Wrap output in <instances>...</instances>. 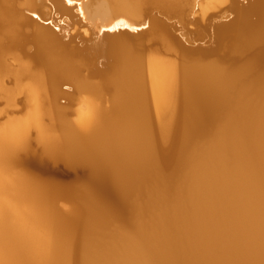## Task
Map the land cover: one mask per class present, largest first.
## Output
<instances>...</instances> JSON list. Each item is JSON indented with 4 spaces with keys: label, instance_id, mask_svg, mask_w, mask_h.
<instances>
[{
    "label": "bare ground",
    "instance_id": "6f19581e",
    "mask_svg": "<svg viewBox=\"0 0 264 264\" xmlns=\"http://www.w3.org/2000/svg\"><path fill=\"white\" fill-rule=\"evenodd\" d=\"M241 5L0 0V264H264V0L223 31Z\"/></svg>",
    "mask_w": 264,
    "mask_h": 264
},
{
    "label": "water",
    "instance_id": "95a60500",
    "mask_svg": "<svg viewBox=\"0 0 264 264\" xmlns=\"http://www.w3.org/2000/svg\"><path fill=\"white\" fill-rule=\"evenodd\" d=\"M252 2H253V0H241V4H242L241 8H243L242 11L238 9L236 11V13H232V14L228 13L226 16H224L222 18V20L224 22H227V23H230V24L232 23V24L229 25L228 27H225L223 29V31L225 29H227V28H230V29L235 28V26L237 24H239V22H240L239 20H241V16L243 15V13L246 12V10L251 7ZM26 13H27V15L33 16L35 19H38L40 22H42L45 25H51L55 31L61 33V30H60L59 26H57L54 23H52L51 19H43L41 17V15L33 13L31 11H28V10L26 11ZM166 20H167V22H169L168 20H171V19H166ZM233 25H234V27H232ZM137 33H138V35L136 36L137 37V39H136L137 46L139 44H142V45H145V47H148L150 44L154 43L153 41H154L156 33L152 29L150 24L138 27L137 30H136V34ZM64 39L68 40L69 37L65 35ZM184 43L187 44V45H191L189 42H187L185 40H184ZM205 46L206 47H204V48L206 50H212V49L213 50H217V53H220L222 51L221 46L218 47L217 43H214V44L207 43ZM193 50H195V49H193ZM192 52L196 53L195 51H192ZM229 54L230 53H227V54H224V55L221 54V53L219 54V56H218V59H219L218 63H220L219 66L222 65L221 67L224 68V66L226 64L225 62L230 57ZM61 90L63 91L64 95L61 96L60 98H58L57 104L60 105L61 107L67 108L68 109V113L70 114L71 107L73 105H75V102L74 101L72 102V98L77 94L76 86L73 85V84H66V83L64 84L63 83V84H61ZM48 167H49V173L47 175L49 176V178H54L55 177V178H63L64 179V177L72 178V176H73V173L71 171L66 170L63 167V165H61V164L55 165L53 163V164H49Z\"/></svg>",
    "mask_w": 264,
    "mask_h": 264
},
{
    "label": "rangeland",
    "instance_id": "374dc122",
    "mask_svg": "<svg viewBox=\"0 0 264 264\" xmlns=\"http://www.w3.org/2000/svg\"><path fill=\"white\" fill-rule=\"evenodd\" d=\"M199 11V10H198ZM198 11H196L193 15H191L190 17L191 18H197V19H199L200 17H199V14H198ZM216 11H218V9H214V10H212V12H216ZM197 13V14H196ZM228 14V13H227ZM252 19H253V21L256 19V17L255 16H253L252 17ZM170 23H173V22H175V20L173 21V19H171V20H168ZM200 22V21H199ZM201 23V22H200ZM176 25H179L178 23L176 24ZM188 28L189 29H191V30H195L196 29V22L195 21H193V22H191L189 25H188ZM79 32H81V33H83V34H85L86 36H89L90 35V31L87 29V31L85 30V24H82V26L80 25V23H75V24H73L71 27H70V34L71 35H76V34H78ZM184 37H188V35L186 34V35H184ZM207 40V39H206ZM214 58V57H213ZM213 58H211V59H213ZM215 58H217L218 59V57H215ZM231 62L233 61V62H236L237 60L236 59H234V60H230ZM229 61V62H230ZM230 62V63H231ZM236 63H238V62H236ZM86 100V101H85ZM87 101H88V99L87 98H84L83 100H82V102L79 104L78 102L77 103H75V105H73L72 107H71V109H70V114L68 115V117H69V119L71 120V121H73L74 123H77V116H78V110H82V109H85V108H87L88 106L87 105H89V103H87ZM106 104H107V102H106ZM21 105V106H20ZM20 105H18V106H14L13 108H12V112H11V115L12 116H23L24 115V109L22 108L24 105H22V104H20ZM4 106V104H0V108L1 107H3ZM80 108V109H79ZM76 119V120H75ZM45 122L46 123H50L49 122V119H46L45 120ZM209 127H211V126H209ZM211 133H213V130L210 132V134ZM207 134H209V133H207ZM206 135L205 137H200L199 136V140H201V141H206V140H208L210 137H212L213 135ZM33 139L35 140V135L33 136ZM198 139V138H197ZM196 139V140H197ZM51 164V163H50ZM53 164V163H52ZM61 165H63V167H64V164H61ZM49 164H47L46 166H45V168H44V172H45V174L46 173H49V171L47 172V170H49ZM66 170H68V171H71L72 173H73V176H72V178H66V177H64V179L63 178H58V179H60V181H62V182H65V184L66 183H72V182H78L79 181V179L83 176V174L84 173H82L81 174V172H84L83 170H81V169H79L80 170V172L78 171V169L77 168H69L68 166H67V168H66V166L64 167ZM76 169H77V171H76ZM80 174L82 175L81 177H80ZM78 176V177H77ZM42 177H46L47 179H49V176L48 175H45V176H42ZM80 177V178H79ZM76 180V181H75ZM59 199H60V201H59ZM69 204V201L68 200H66V199H61V198H58V199H56V205H57V207H59V208H62V209H65L66 208V205H68ZM125 220V222H127L128 221V219H124Z\"/></svg>",
    "mask_w": 264,
    "mask_h": 264
}]
</instances>
